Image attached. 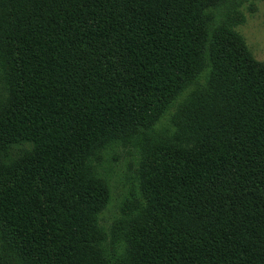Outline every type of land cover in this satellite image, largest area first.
Here are the masks:
<instances>
[{"label":"trees","instance_id":"trees-1","mask_svg":"<svg viewBox=\"0 0 264 264\" xmlns=\"http://www.w3.org/2000/svg\"><path fill=\"white\" fill-rule=\"evenodd\" d=\"M241 1L0 0V264H264ZM128 143L139 189L109 232L101 168Z\"/></svg>","mask_w":264,"mask_h":264},{"label":"rangeland","instance_id":"rangeland-1","mask_svg":"<svg viewBox=\"0 0 264 264\" xmlns=\"http://www.w3.org/2000/svg\"><path fill=\"white\" fill-rule=\"evenodd\" d=\"M241 2L239 6L237 3L227 6L229 11L236 9L244 16V21L234 29L244 36L253 57L264 63V0ZM1 76L0 72V86L3 85ZM105 153L106 161L102 164L101 170L110 180L112 198L102 214V222L110 232L118 228V222L123 218V208L131 197L130 192L135 191L136 187L139 189L137 169L142 154L131 143L113 145Z\"/></svg>","mask_w":264,"mask_h":264}]
</instances>
